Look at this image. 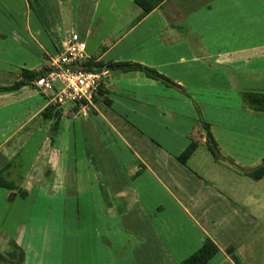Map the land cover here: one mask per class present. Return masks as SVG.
I'll return each instance as SVG.
<instances>
[{
	"label": "crops",
	"instance_id": "obj_1",
	"mask_svg": "<svg viewBox=\"0 0 264 264\" xmlns=\"http://www.w3.org/2000/svg\"><path fill=\"white\" fill-rule=\"evenodd\" d=\"M141 12L134 0H0V86L23 69L46 73L77 33L108 71L100 89L112 102L58 106L35 80L0 91V172L17 158L25 193L11 201L0 187V264H178L206 237L220 248L207 264H236L230 247L239 264H264V177L244 173L264 156L254 152L264 150V115L241 99L264 91V0H164ZM111 62L153 68L179 88ZM50 105L61 115L45 120ZM68 211L71 230L80 212L94 214L99 256L62 235Z\"/></svg>",
	"mask_w": 264,
	"mask_h": 264
},
{
	"label": "trees",
	"instance_id": "obj_2",
	"mask_svg": "<svg viewBox=\"0 0 264 264\" xmlns=\"http://www.w3.org/2000/svg\"><path fill=\"white\" fill-rule=\"evenodd\" d=\"M164 0H134V3L142 9V12L138 19L144 17L146 14L151 12L157 6H159ZM102 64H97L91 60L86 61L79 68L84 70H101ZM107 69H116L123 72L138 70L145 73V75L149 78L158 80L165 84L166 86L178 87L179 85L172 82L168 77L162 75L157 72L153 68H149L134 62H111L105 65ZM45 74L44 71H30L23 69L21 72V79L13 83L9 86H0V91L3 92H11L20 89L21 87L29 84L30 82L36 80L41 75ZM106 92L102 89H98V91L94 94L93 100L101 94L103 97V101L107 105H111V100L104 96ZM241 99L245 106L250 110L264 114V91H243L241 93ZM55 106H48L41 112V117L45 120L53 119L61 115L59 110L55 111ZM199 122L202 125L205 134H206V144L211 152V154L215 158H219V150L218 145L210 132V126L208 123L204 121V119L200 116ZM197 147V142L192 141L188 144V146L183 150V152L178 156V160L183 164H186L187 160ZM19 161L15 158L12 162L10 173L7 174L5 172H0V187L5 188L8 191H11L9 194V200H13L17 193H14L15 189L20 196H25V193L22 192L21 189L17 188V180L16 177L19 176ZM244 173L249 176L251 179L257 181L264 177V158L262 161L252 169L245 170ZM9 175V176H8ZM15 179H14V178ZM220 248L218 245L209 237H206L199 249H197L194 253H192L187 258L181 260L178 264H207L218 252ZM227 254L231 257V259L239 264L238 256L235 253L233 248H228L226 250Z\"/></svg>",
	"mask_w": 264,
	"mask_h": 264
},
{
	"label": "built area",
	"instance_id": "obj_3",
	"mask_svg": "<svg viewBox=\"0 0 264 264\" xmlns=\"http://www.w3.org/2000/svg\"><path fill=\"white\" fill-rule=\"evenodd\" d=\"M89 60L86 43L77 33H71L63 49L49 61L48 71L35 80L42 91H52V102L62 106L77 103L83 110L93 102V96L105 81L108 71L79 68ZM60 82L58 90L54 84Z\"/></svg>",
	"mask_w": 264,
	"mask_h": 264
},
{
	"label": "rangeland",
	"instance_id": "obj_4",
	"mask_svg": "<svg viewBox=\"0 0 264 264\" xmlns=\"http://www.w3.org/2000/svg\"><path fill=\"white\" fill-rule=\"evenodd\" d=\"M54 85L57 87V89H60L62 87L60 82H56ZM230 134L231 133H229V131H228V136ZM229 140H230V138L226 137L223 140V142L224 143H230ZM227 148L235 150L233 145H227ZM218 150H219V148H218ZM254 152H255V157L261 156L260 154H264L263 153L264 150L261 149V147H259V146L254 148ZM248 155L249 154H247L246 156H248ZM263 158H264V156L260 159V161L257 164L253 165L250 169H252L255 166H257L262 161ZM38 214L41 215V216H39V218H44L46 213H45L44 210H41V213H38ZM93 216H94V214L90 213V212H85V211L80 212L79 219L77 220V228L78 229L76 228L75 230H71L74 227L72 225L73 223H72L71 215H70V213L68 211L66 213V220H65L66 224H65L64 229L62 230V235H64L63 233H65V238L66 239L69 238L71 233L75 234L76 237H78L76 240L78 242L79 250H78V247H77V251H79L82 254H84L85 257L87 255L85 253H87V252H93V253H89L88 256H96V255L99 256V254H94V253L95 252H97V253L100 252L99 248L101 247V242H102V239L100 238V235H99V233H100L99 228H97L95 226L94 222H93L94 221V219L92 218ZM118 228H119L118 226H115L114 228H112V231H111L116 237H118L115 234V233L119 232ZM47 231H48V229H46V232ZM46 237H47V235H46ZM49 239H50V237H49ZM53 246H54V244L51 241V243L49 245H47V248L51 247V249H52L51 251H53ZM46 254H47V251H46ZM79 255H80V253H79ZM15 256H17L16 253H15ZM45 258H46V256H45ZM82 262L85 263V264H102L101 260H96V259H92V260L87 259V260H83ZM110 264H121V261H117V260L112 259V261H110ZM122 264H124V263H122Z\"/></svg>",
	"mask_w": 264,
	"mask_h": 264
}]
</instances>
